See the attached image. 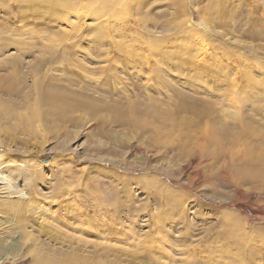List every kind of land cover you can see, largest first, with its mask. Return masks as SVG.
<instances>
[{
	"label": "rangeland",
	"instance_id": "rangeland-1",
	"mask_svg": "<svg viewBox=\"0 0 264 264\" xmlns=\"http://www.w3.org/2000/svg\"><path fill=\"white\" fill-rule=\"evenodd\" d=\"M0 167V264H264V0H0Z\"/></svg>",
	"mask_w": 264,
	"mask_h": 264
},
{
	"label": "bare ground",
	"instance_id": "bare-ground-1",
	"mask_svg": "<svg viewBox=\"0 0 264 264\" xmlns=\"http://www.w3.org/2000/svg\"><path fill=\"white\" fill-rule=\"evenodd\" d=\"M2 168L0 167V170H1ZM0 191H2L3 192V194H10V188H9V181H8V179L6 178V176L5 175H3L2 174V172L0 171ZM0 202H2V201H0ZM10 204H12L13 205V202H11V201H5V202H3V206L5 207V208H9L8 207V205H10ZM11 205V206H12ZM1 206H2V204L0 205V208H1ZM10 206V207H11ZM2 253V252H1ZM5 255V254H4ZM4 258H2V257H0V263L2 262V260H3Z\"/></svg>",
	"mask_w": 264,
	"mask_h": 264
}]
</instances>
